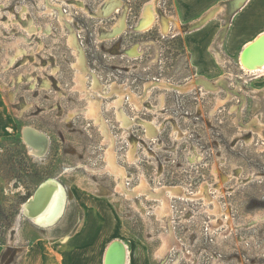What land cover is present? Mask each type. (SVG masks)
<instances>
[{
    "label": "rangeland",
    "instance_id": "374dc122",
    "mask_svg": "<svg viewBox=\"0 0 264 264\" xmlns=\"http://www.w3.org/2000/svg\"><path fill=\"white\" fill-rule=\"evenodd\" d=\"M105 1L0 0V264H29L40 244L60 254L92 208L106 223L93 264L113 241L135 264H264V75L229 41L256 0L188 21L179 0H118L92 17ZM26 127L47 136L46 155ZM48 179L68 199L45 229L22 206ZM164 186L181 191L167 211Z\"/></svg>",
    "mask_w": 264,
    "mask_h": 264
},
{
    "label": "bare ground",
    "instance_id": "6f19581e",
    "mask_svg": "<svg viewBox=\"0 0 264 264\" xmlns=\"http://www.w3.org/2000/svg\"><path fill=\"white\" fill-rule=\"evenodd\" d=\"M116 1L118 0H106L105 2H103L102 8L100 7L101 9L98 11V13H94L92 17H95L97 15H102L103 18L108 17L110 14H112L114 11L120 8L121 4H119ZM154 13L155 12H153L152 8H150L149 6L144 9V12L141 17V21L138 25L139 30L142 31L148 30L153 25V23L155 22ZM124 21L125 19L122 18L120 22H122L123 24ZM121 28L118 29L117 32L121 31ZM162 29L164 31L167 30L164 24L162 25ZM262 38L263 37L261 38L258 37L255 41H253L251 44L246 46L242 50L240 55V62L242 68H244L249 72L262 71V73H257L256 75L264 74V42H262ZM131 53L133 54L134 51H131ZM18 54H21V51L18 52ZM84 69L86 70V68ZM177 90H181V88L177 87ZM23 134H24L23 136L25 137L24 139L25 143L28 145L32 155L38 157H42L44 156V154L46 155L48 149V138L43 132L38 131L32 127H26ZM110 163H112V161ZM110 166L113 165L110 164ZM114 170L116 169L114 168ZM122 172L120 171V173ZM40 186H41L40 191L37 193L36 197L33 195L23 204L22 208H23V213L26 215V218L29 219V221H31L32 223H34L35 225L41 228L47 229L49 227H52L62 217L65 210L68 195L66 189L56 179L45 180L37 187V189ZM119 188H121L120 185ZM176 189L178 190L177 192L175 191ZM156 192L160 193L161 195L163 193L169 194L168 197H164L162 199L166 211H167L166 207L169 206L168 198L172 196H176V194L180 195L181 193V191L178 188L175 187L168 188L165 186L161 188V190L160 189L156 190ZM131 195L132 197L134 196L133 193ZM43 199L47 200L45 204L44 202H42ZM162 247L164 249H170L172 247L171 242L168 241V238L167 241L164 240V244ZM131 257L132 254L127 249L125 243L121 241H113L111 243L110 249L108 250L107 253H105L103 264H128L130 263Z\"/></svg>",
    "mask_w": 264,
    "mask_h": 264
},
{
    "label": "crops",
    "instance_id": "0c3cea01",
    "mask_svg": "<svg viewBox=\"0 0 264 264\" xmlns=\"http://www.w3.org/2000/svg\"><path fill=\"white\" fill-rule=\"evenodd\" d=\"M218 1L219 0H179L178 11L182 14L183 18L188 21L201 16ZM244 1L246 0H239L235 3V6H239ZM263 36L264 0H256L245 13L242 14V17L236 24L235 30L231 31L229 41L236 48L241 49L242 47V52L246 46L251 44L258 37L261 38ZM262 42H264V38H262ZM258 73H262V71ZM263 75L261 74V76ZM1 112L2 109H0V129L3 127L2 123H4ZM89 214L90 221L87 225L79 228L70 240H67L66 243H63V245L58 248V250L61 251L60 254L56 251L57 249H47L44 245L40 244L37 248H34L28 260L29 264H57L58 257L61 258V260H59L61 264H72L75 260H80L82 255L88 256L87 264H93L98 257L100 247L103 245V234L106 223L104 214L98 212V209L92 208ZM5 256L4 247L0 246V262L3 261V257ZM132 260L133 259L130 261L135 264L136 260ZM80 263L82 264V262Z\"/></svg>",
    "mask_w": 264,
    "mask_h": 264
},
{
    "label": "water",
    "instance_id": "95a60500",
    "mask_svg": "<svg viewBox=\"0 0 264 264\" xmlns=\"http://www.w3.org/2000/svg\"><path fill=\"white\" fill-rule=\"evenodd\" d=\"M263 38H264V36H263ZM40 188H41V186L37 189V191H35V193H34L35 197H36L37 193L40 191ZM43 200H42V202H44V204H45L47 202V200H45V199H43Z\"/></svg>",
    "mask_w": 264,
    "mask_h": 264
},
{
    "label": "flooded vegetation",
    "instance_id": "af4514ba",
    "mask_svg": "<svg viewBox=\"0 0 264 264\" xmlns=\"http://www.w3.org/2000/svg\"><path fill=\"white\" fill-rule=\"evenodd\" d=\"M25 130V129H24Z\"/></svg>",
    "mask_w": 264,
    "mask_h": 264
}]
</instances>
